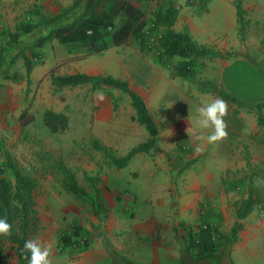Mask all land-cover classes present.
<instances>
[{"label":"rangeland","instance_id":"obj_1","mask_svg":"<svg viewBox=\"0 0 264 264\" xmlns=\"http://www.w3.org/2000/svg\"><path fill=\"white\" fill-rule=\"evenodd\" d=\"M219 1L214 0L212 6L219 4ZM238 1L242 2H236ZM1 5L3 6L2 2ZM223 7L224 2L219 10ZM229 10L234 9L230 7ZM8 20L0 14V179L9 178L15 183L11 170L5 169L8 158L14 160L22 169L30 171L36 178V208L39 220L31 239H37L44 247L50 249L52 264L76 262V256L72 257L69 252L60 251L57 246L61 233L73 225L82 227L90 248L92 240L97 239L101 240L106 249L118 251L115 243L123 241L127 230L111 232L108 229L110 219L118 216L117 214L112 217L114 210L110 208L123 209L124 216L142 223L146 231L137 234L141 251L151 249L152 243L161 241L164 236L166 242L172 237L181 253V261L178 264H202L184 253L186 244L189 245L188 234L191 231L198 237V227H205L209 223L217 225L224 234H229L230 228L237 220L236 203L247 197L252 189L257 193L254 196L256 205L248 218L264 217V108L262 113L254 108L256 105H264V95L257 97L258 88L264 93V78L256 79L250 72L243 76L244 87L247 89L244 94L247 99L241 100L243 105L227 102L228 110L224 119L228 134L216 143L214 153L210 152L202 158L197 154L196 141H193L192 148H188L192 152L186 155V145L178 141L176 149L180 153L177 155L166 152L169 149L167 146H158L147 153L136 155L121 169L114 162L115 159L126 157L133 148L104 146L100 143V137L104 134L94 122L93 112L96 108L94 98L90 95V86L66 88L54 93L51 72L50 75L46 74V83L43 70L52 64L51 56L56 55L54 46H50L52 42L47 45V51L51 55L48 56V61L44 50L40 52V49H33L38 55L37 58L31 55L36 70L34 76H28L19 55L23 53L29 56V53H33L29 47L34 45L39 37L45 36L50 27L39 26L32 34L23 35L17 46H13L9 44L6 35L13 28ZM30 23L31 19L27 16L18 19V25ZM156 41L157 46L158 37ZM168 60L170 59L164 61ZM200 60L197 61V74L192 82L195 86L204 84L200 80L202 78L197 77L202 69ZM72 63L68 60L58 62L56 75H68L74 70ZM161 65L164 64L161 62ZM261 70L264 73V69ZM236 80V77L227 78L232 88H241ZM206 86L214 88L208 83ZM250 88L253 90L250 91ZM114 100L126 115L133 109L130 98L123 93L114 97ZM170 104L178 111L195 109L194 112H197L196 107L200 104V99L190 96L174 100ZM235 107H252L248 108V114L251 115V121L248 123H256L258 129L255 132L252 126L251 144L241 153L235 150L236 139L233 135L241 125L236 120L238 115ZM47 110L66 113L71 120L70 129L60 134L50 133L43 121V112ZM152 110V116L164 134L165 119L162 114L159 115L161 109L152 105ZM23 111L34 116V121L27 126H23L19 119ZM133 121L139 124L136 116ZM196 126L197 123L190 131L192 136L197 134ZM145 131L147 136H140L144 143L149 139V134ZM128 150L130 151L126 155H122ZM239 157L247 161L250 173L247 180L230 176L234 173V168L240 169L236 163ZM207 172L211 173L209 179L204 177ZM213 172L218 173V177H213ZM71 176L87 196H77L68 189V179ZM201 182L208 192L205 194L206 199L200 204L196 218H182L183 193L190 185L198 187ZM223 185L231 191L230 201L222 200L220 190ZM168 225L172 228L170 236ZM127 227L129 226L124 225L122 230ZM0 247L4 260L14 264L15 252L3 236H0ZM219 248L217 254L222 255L224 244ZM231 250L232 247L225 257H228Z\"/></svg>","mask_w":264,"mask_h":264},{"label":"crops","instance_id":"obj_2","mask_svg":"<svg viewBox=\"0 0 264 264\" xmlns=\"http://www.w3.org/2000/svg\"><path fill=\"white\" fill-rule=\"evenodd\" d=\"M75 1L0 0V14L7 17L9 19L8 22L13 27L12 31L6 34L9 38V44L17 46L23 35L32 34L39 29V26H49L50 28L45 36L38 39L47 37L58 27L75 23L84 13V3L65 15L64 19L58 23L48 24L43 20L55 18L64 13L67 9L74 6ZM128 1L145 14L147 27L151 33L144 46L136 39L125 45L115 46L113 43V33L108 34L102 41L96 43L62 44L58 39L52 38L46 41L42 48L35 47L37 39L34 45L31 46L32 48H29L30 50L40 49V52L44 50L47 61L49 60L48 56H51L50 52L47 51V45L50 42H52L50 46L53 45L56 51V55L51 56L53 59L52 64L43 70L45 77L46 74L50 75V72L57 68L58 62L68 60L73 62L72 64L74 65V70L68 75L84 73L91 76H111L115 79L127 81L130 88L145 100L151 114L153 111L152 105L158 106L161 109L159 115L162 114L164 116L165 133L162 134L161 128L159 129L158 127L157 146H167L169 149L166 152L177 155L180 151L176 149V143L182 141L186 145L185 153L188 155L192 152L188 148H192L194 145L193 141H196L197 154L201 155L202 158L210 152L214 153L216 143L218 144L219 141L215 143H208L206 141L205 138L211 129H201L198 126V108L215 98H220L217 94L210 92L211 89L206 86L207 83H212L219 90L225 91L240 100H246L247 98L244 93L247 92V89L244 87L243 79L246 72H250L256 79L264 78V73L261 70L264 69V0H242L241 5L245 11L244 26L239 21L237 0H223L224 7L220 10L219 7L223 4L222 0L214 6H212L214 0ZM169 7H173L178 11V19L172 27L175 32L187 33L196 44L207 46L227 55L225 59L200 60L202 69H200L197 77L202 78L200 80L202 84L204 83L203 85L197 84L195 86L192 82L175 74L174 67L181 60L179 57H174L168 61L160 58L163 50L160 45H157V47L155 44H158L156 39L157 37L160 39L163 36L165 28L155 24L156 15L161 10H166ZM230 7L234 10H229ZM24 16L31 19L30 24L35 26V28L31 33H21L18 41L11 43L12 38L9 34L16 32V28L19 26L18 19H22ZM122 18L123 15L117 20V27L121 26ZM22 54L20 53V55ZM23 55L28 56L27 54ZM28 57L32 60L30 53ZM20 58L22 57L20 56ZM22 61L24 63L23 58ZM161 62L164 65H161ZM35 70L36 67L34 65L33 70L28 76L30 74L34 76ZM47 77L46 83H48ZM229 77H236V82L241 85V88H232L227 81ZM249 90L253 89L250 88ZM257 90L259 91L257 97H260V94L264 95L262 89L258 88ZM101 93L103 94V99L100 98ZM90 95L91 98H94L96 108L93 112L94 122L104 134L103 137H100L102 145L131 146L130 149H132L144 143V140H141L140 136H147L146 129L144 126L142 127V125L133 121V117L136 116L135 110L130 109L128 115H126L119 105L116 107L114 97L122 95L121 91L108 88L101 92L90 91ZM190 96H196L200 99V104L196 107L197 112H194L195 109H193L194 111L190 109L178 111L172 106L173 104H170L174 100H182ZM40 100L42 99L40 98ZM235 108L238 115L236 120L241 125L238 126L233 135L236 139L235 150L237 153H241L251 144L252 126L255 128V132L258 129H256V123L253 125L248 123L251 121V115L248 114L250 110L248 108L251 109V107ZM24 112L27 111H23L22 113ZM45 112H43V116ZM22 113H20L19 119ZM196 123L197 134L196 136H192L190 131ZM129 151L122 155H126ZM236 163L240 169L234 168V173L230 174V176L234 179L247 180L250 178L248 177L250 173L248 172L246 159L239 157ZM205 175L204 177L207 179L211 177L210 172L205 173ZM213 177H218V173L213 172ZM207 192L202 182L198 187H194L193 185L187 187V191L183 193L181 204L182 218H196L200 204L206 199L205 194ZM220 192L223 201H230V190L225 189L223 185ZM239 202L236 203V210ZM110 209L114 210L112 217L117 214L118 216L110 219L108 229L111 232H124V230H127L123 241L115 243L120 253L108 248L106 249L101 240L95 239L92 240V246L89 250L75 257L76 262L74 264H178L181 261L180 249L175 240H172V237H169L168 242H166V237L164 236L161 239L162 243L161 241H154L151 249L147 251L143 249L144 251H141V242L138 240L137 234L141 233V231H143L142 233L146 231L142 223L124 216L123 209ZM252 212L243 220H239L237 217L235 223L241 222L244 228L239 233L238 241L232 247L228 257H224L221 261L199 260L200 263L264 264V217L262 219L248 218ZM124 225H128L129 227L122 230ZM167 230H169L170 236L172 228L169 225ZM184 253L189 257L188 243L186 244Z\"/></svg>","mask_w":264,"mask_h":264},{"label":"trees","instance_id":"obj_3","mask_svg":"<svg viewBox=\"0 0 264 264\" xmlns=\"http://www.w3.org/2000/svg\"><path fill=\"white\" fill-rule=\"evenodd\" d=\"M84 5L83 15L71 25H65L53 30L47 37L37 40L35 47L42 48L46 41L56 38L62 44L102 41L108 34L113 33V43L115 46H122L136 39L142 46L147 43L151 31L145 19V14L128 0H76L72 8L55 18L43 19L48 24L58 23L64 19L65 15L72 10ZM237 12L242 26L245 25V11L241 1L237 3ZM123 15L122 24L116 26L117 20ZM178 19V11L169 7L161 10L156 15V23L165 28L163 36L159 39V45L163 52L160 54L162 60L179 57L181 60L175 65V74L183 79L193 82L196 77V64L198 59H225L227 55L204 45L196 44L187 33H177L173 26ZM154 24V25H155ZM35 26L31 24H21L16 28L14 34H9L11 43H16L21 33H31ZM111 28V30H109ZM21 31V32H20ZM36 58L38 55L32 50ZM25 63L28 74L34 68L32 60L26 55H20ZM54 93L66 88H77L90 86V91L101 92L106 89H116L127 95L131 100V106L136 112L137 122L144 126L149 134L147 142L133 148L126 157L115 159L116 165L123 169L136 155L147 153L157 148V138L159 134L158 126L153 118L145 100L130 88L127 81L115 79L111 76H91L84 73H76L65 76H57L55 69L51 72ZM214 88L210 92L217 94L226 102L243 105V101L219 90L217 86L210 84ZM117 107V104H116ZM252 108V107H251ZM262 113L264 105L254 107ZM262 118V117H261ZM20 121L23 126H27L34 121V116L28 112L22 113ZM43 121L50 133L60 134L68 131L71 126L70 117L63 112L47 110L44 113ZM263 122V121H262ZM5 169L11 170L15 183L9 178L0 179V216H7L13 225L11 236H3L5 241L12 245L15 252L14 264H28L24 257V242L31 239L34 233L39 216L37 211L36 191L38 183L36 178L28 170L22 169L14 160L8 158ZM68 189L80 197L87 196V193L78 186L75 178L68 179ZM257 193L250 191L247 198L242 199L237 205V217L239 220L245 219L254 209ZM244 225L241 222L235 223L229 234H224L217 225L209 223L205 227H198V237L193 232L188 234L189 245L188 255L196 260H217L221 261L227 251L238 241V236ZM224 244V252L218 255L219 247ZM58 249L62 252H69L75 257L90 249L89 241L83 235L80 225H75L63 232L58 238ZM0 264L7 263L0 247Z\"/></svg>","mask_w":264,"mask_h":264},{"label":"clouds","instance_id":"obj_4","mask_svg":"<svg viewBox=\"0 0 264 264\" xmlns=\"http://www.w3.org/2000/svg\"><path fill=\"white\" fill-rule=\"evenodd\" d=\"M100 98L103 99L102 93ZM227 110L228 105L223 98H215L198 108V126L201 129H211L205 138L208 143H215L227 136V124L224 119ZM12 232L13 225L7 216H0V236H11ZM23 252L28 264H52L50 249L44 247L37 239L26 240Z\"/></svg>","mask_w":264,"mask_h":264},{"label":"built area","instance_id":"obj_5","mask_svg":"<svg viewBox=\"0 0 264 264\" xmlns=\"http://www.w3.org/2000/svg\"><path fill=\"white\" fill-rule=\"evenodd\" d=\"M109 30H111V28Z\"/></svg>","mask_w":264,"mask_h":264}]
</instances>
